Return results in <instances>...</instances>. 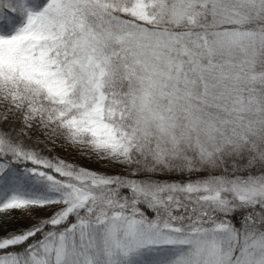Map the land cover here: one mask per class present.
Segmentation results:
<instances>
[{
    "label": "snow or ice",
    "instance_id": "snow-or-ice-1",
    "mask_svg": "<svg viewBox=\"0 0 264 264\" xmlns=\"http://www.w3.org/2000/svg\"><path fill=\"white\" fill-rule=\"evenodd\" d=\"M0 264H264V0H0Z\"/></svg>",
    "mask_w": 264,
    "mask_h": 264
}]
</instances>
